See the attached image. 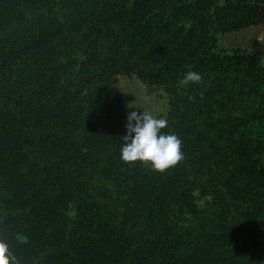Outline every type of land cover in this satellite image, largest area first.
<instances>
[{
	"label": "trees",
	"instance_id": "trees-1",
	"mask_svg": "<svg viewBox=\"0 0 264 264\" xmlns=\"http://www.w3.org/2000/svg\"><path fill=\"white\" fill-rule=\"evenodd\" d=\"M262 24L264 0H0V240L16 264H264V65L219 39ZM189 71L202 79L182 86ZM119 75L167 93L177 165L120 159ZM97 176L112 195H93Z\"/></svg>",
	"mask_w": 264,
	"mask_h": 264
},
{
	"label": "clouds",
	"instance_id": "clouds-1",
	"mask_svg": "<svg viewBox=\"0 0 264 264\" xmlns=\"http://www.w3.org/2000/svg\"><path fill=\"white\" fill-rule=\"evenodd\" d=\"M198 72H186L179 81L182 86L201 81ZM168 121L151 112L130 111L127 116L126 135L122 138L120 159L127 164L137 162L150 164L151 168L164 172L183 159L182 141L175 133H165ZM8 245L0 240V264H16V258L9 256Z\"/></svg>",
	"mask_w": 264,
	"mask_h": 264
},
{
	"label": "rangeland",
	"instance_id": "rangeland-1",
	"mask_svg": "<svg viewBox=\"0 0 264 264\" xmlns=\"http://www.w3.org/2000/svg\"><path fill=\"white\" fill-rule=\"evenodd\" d=\"M220 44L228 51H245L254 53L253 57L264 65V24L240 32L220 35ZM116 89L130 109L137 112L147 110L154 116H168L169 97L161 87H149L135 75H119ZM90 191L93 195L109 196L114 191V185L104 177L97 176L90 180ZM198 205L203 207L206 198L197 193Z\"/></svg>",
	"mask_w": 264,
	"mask_h": 264
},
{
	"label": "water",
	"instance_id": "water-1",
	"mask_svg": "<svg viewBox=\"0 0 264 264\" xmlns=\"http://www.w3.org/2000/svg\"><path fill=\"white\" fill-rule=\"evenodd\" d=\"M249 55H250V56H253V55H254V53H250Z\"/></svg>",
	"mask_w": 264,
	"mask_h": 264
}]
</instances>
